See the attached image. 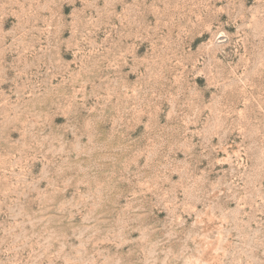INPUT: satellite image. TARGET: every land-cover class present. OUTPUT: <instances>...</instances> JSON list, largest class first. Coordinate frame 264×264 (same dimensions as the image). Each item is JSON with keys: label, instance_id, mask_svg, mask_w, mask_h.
I'll use <instances>...</instances> for the list:
<instances>
[{"label": "rangeland", "instance_id": "1", "mask_svg": "<svg viewBox=\"0 0 264 264\" xmlns=\"http://www.w3.org/2000/svg\"><path fill=\"white\" fill-rule=\"evenodd\" d=\"M0 264H264V0H0Z\"/></svg>", "mask_w": 264, "mask_h": 264}]
</instances>
